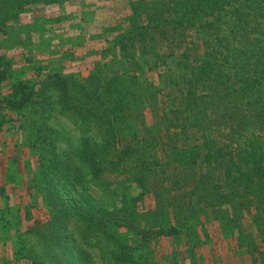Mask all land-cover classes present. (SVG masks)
I'll return each mask as SVG.
<instances>
[{"label": "trees", "instance_id": "trees-1", "mask_svg": "<svg viewBox=\"0 0 264 264\" xmlns=\"http://www.w3.org/2000/svg\"><path fill=\"white\" fill-rule=\"evenodd\" d=\"M37 1L59 0H0V49L8 51L18 36L15 13ZM129 4L120 17L110 13L113 24L102 25L115 45L102 50L103 59L84 80L60 62L27 57L18 64L0 53V92L5 85L11 89L0 109L8 107L18 125L20 170L27 176L22 193L7 198L8 209L0 196V220L7 219L0 226V264H158L177 255L197 264L204 246L211 250L209 231H198L204 211L220 218L224 204L258 196L253 183L264 188V0H162L152 12L146 0ZM179 29L202 40L197 62L190 48L176 52L173 31ZM52 52L63 62L64 53ZM147 58L158 84L133 68ZM148 109L155 113L152 126ZM68 112L80 115L91 132L77 143L54 121ZM161 136L167 140L158 146ZM26 147L34 156L30 163ZM161 158L175 162L174 170L187 168L171 172H179L173 185L185 197L183 215L172 207L174 219L148 227L126 197L111 210L90 202L88 185H105L110 175L137 179L141 167L160 169L164 180L169 162ZM198 159L200 173L191 169ZM14 181L10 187L17 191L20 180ZM33 199L44 203L43 220ZM231 206L239 209L235 202ZM255 209L246 264H264V200ZM164 238L175 248L156 253L154 245Z\"/></svg>", "mask_w": 264, "mask_h": 264}, {"label": "rangeland", "instance_id": "rangeland-1", "mask_svg": "<svg viewBox=\"0 0 264 264\" xmlns=\"http://www.w3.org/2000/svg\"><path fill=\"white\" fill-rule=\"evenodd\" d=\"M131 1L133 0L37 1L34 4L27 5L24 10H18L15 13L16 18L13 21L14 23L12 22V26L18 36L12 42H8V47L10 48L8 51L1 48L0 53L5 54L9 60H16L18 64L26 61L27 57H33V60H46V62L54 61L55 65L60 62L58 64L64 65L65 72L74 73L79 76L80 80H84L90 73L93 65L103 59L102 50L115 45L111 32L108 34L101 32L105 26H109L115 21V19L110 18V13L117 14L120 17L121 14L130 9V4L129 6L127 4ZM161 3L162 0H146V10L149 12L156 11L158 7L160 8ZM70 13L74 15L71 18V25L68 24L70 23L68 18ZM82 16H86V20H82ZM104 24L105 26L102 27ZM115 24L117 23L115 22ZM78 34H84L83 40ZM173 34L176 52L183 53L190 48L191 57L194 62H197L203 52L202 40L198 39L190 30L179 29L173 31ZM70 37H72V41L66 42V39ZM1 39L2 35H0V43ZM61 40H64L66 43L59 44ZM138 46L140 53H143L142 44ZM70 47H73L74 51ZM58 50H60V54H65L63 62L56 61L53 58L54 52L50 54V51L57 52ZM29 51L31 52L29 53ZM34 51L37 56H34ZM148 61V58L147 61L140 60L139 64H135L133 68L137 69L142 79L158 84V71L155 67L152 68L151 65L153 64H150ZM13 78L8 81L10 85ZM9 89V85L4 86L0 92V99L11 92V89ZM5 105V102L1 103V106ZM3 108L0 109V115L2 116L0 117V196L2 198L1 203L4 202V209H8L6 206L7 198H13L14 192L22 193L23 186H26L22 184L27 180V176H24L23 168L20 170L19 154H21V149L19 138L21 136L18 125L17 127L13 126V122L11 121L12 113L7 109L8 107ZM154 115L155 113H152L150 109L146 111L145 117L147 123L151 126L155 122ZM83 120L80 115L68 112V114L58 113L54 121L59 128L71 137L74 143H77L91 134V132L87 134L86 129L83 128ZM95 135H97L96 132L94 133ZM165 139L167 140V137L164 138L162 136L156 139L158 146L164 145ZM25 149L26 151H30L28 147ZM28 154L29 158L27 161L30 163V157L33 158L34 156H30L33 155L31 151ZM159 154L160 156L163 155L161 148ZM161 159L163 162H169L168 158ZM197 161V165L195 167L192 165L191 169L200 173L203 170L202 160L198 159ZM175 166V162H169L164 167L166 170L164 180H161L162 177L159 176L160 169L158 172H155L151 168L141 169L140 167L137 169L138 172H141L137 174V179L128 174H114L108 176V183L105 185L93 182L88 185L87 189L90 194V202H93L97 208L102 207L111 210L115 204H122V198L126 197V203L133 205L136 216L142 225L157 227L161 223L168 221V219L175 218L177 214H173L174 208L172 209V207H176L175 209L179 211L178 215H183L181 207L184 204H181V201L185 197L179 194L181 191L179 189L176 190L173 185V179L179 172L176 174L171 172H183L187 168L174 170ZM30 167L31 164H28L27 169L30 170ZM24 171L25 173L29 172ZM15 179L20 180L18 181L19 185L16 184L18 188L14 187L17 191L11 190L10 187L11 184L15 183ZM28 179L31 178L28 177ZM190 186L186 185L185 187L189 188ZM254 186H257L258 196L252 195L246 198H237L230 204H224L221 208L220 218L212 209H206L203 215H201L205 222L198 227V231L201 235L205 231H209L211 244L208 246H210L211 250H207L208 247L205 245L203 248L205 252L200 255L197 264L247 263L248 258L244 248L249 243L248 237H250L252 232L250 219L256 211V204L264 200V188L260 185L258 186L257 183H253L251 186L252 191L255 189ZM78 188L81 189L80 186ZM75 193L77 197L80 196L76 190ZM33 200L37 202L40 211L38 219L43 220L47 216L44 213L46 209L44 203L37 199ZM234 202L238 204V210L233 209L231 206ZM10 208L14 210L15 206ZM4 223H7V219L0 220V226ZM171 241L170 238L161 239L158 244L154 245L157 250L156 253L161 251V248L164 250H167V248L169 250L174 249V243ZM168 261L164 263L161 261L158 264H185L178 255L174 259H170V263Z\"/></svg>", "mask_w": 264, "mask_h": 264}]
</instances>
